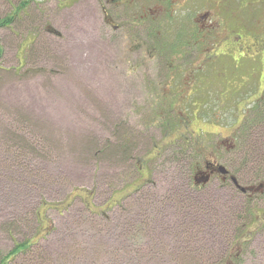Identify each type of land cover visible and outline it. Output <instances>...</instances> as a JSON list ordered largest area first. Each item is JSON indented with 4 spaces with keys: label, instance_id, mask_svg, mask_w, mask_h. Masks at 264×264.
Wrapping results in <instances>:
<instances>
[{
    "label": "rangeland",
    "instance_id": "374dc122",
    "mask_svg": "<svg viewBox=\"0 0 264 264\" xmlns=\"http://www.w3.org/2000/svg\"><path fill=\"white\" fill-rule=\"evenodd\" d=\"M10 16V27L0 26V259L32 242L11 264L197 263L202 246L181 243V215L146 205L174 187L176 172L193 180L192 167L174 157L183 146L167 147L143 176L137 159L153 154L169 112L174 121L190 117L196 132L220 133L227 128L219 122L233 126L237 111L212 97L176 112L156 106L178 42L158 52L163 35L153 50L130 28L115 31L99 0H0V19ZM256 167L240 176L244 186L264 183ZM203 188L216 206L240 204L217 182ZM261 201L251 202L253 221L237 235L234 264H264Z\"/></svg>",
    "mask_w": 264,
    "mask_h": 264
},
{
    "label": "flooded vegetation",
    "instance_id": "af4514ba",
    "mask_svg": "<svg viewBox=\"0 0 264 264\" xmlns=\"http://www.w3.org/2000/svg\"><path fill=\"white\" fill-rule=\"evenodd\" d=\"M99 2L104 22L115 31L130 28L136 39L141 36L152 43L153 50L159 48L156 36L163 35L165 44L158 52L168 48V43L178 42L179 52L171 60L172 74L164 82L165 98L155 103L156 106L176 112L178 108L186 109L197 103L205 105L212 97L213 101L238 113L233 126L219 122L227 128L220 133L196 132L192 130L190 117L176 115L175 128L152 146L153 154L137 160L136 171L143 176L149 171L150 163L164 157L167 147L183 146L174 157L182 163V168L192 167L195 174L192 183L196 188L217 182L235 189L252 203L256 197L262 198L264 205V183L258 187L244 186L240 183L238 168L226 166L247 162L241 156L239 145L243 126L253 108L264 104V0ZM109 8L115 11L114 16ZM173 96L175 103L170 108L168 102ZM240 104L245 108L239 109ZM167 120L164 127L169 125ZM224 142L228 144L222 146ZM221 166L228 174L222 172ZM233 177L240 187L252 188L254 192L241 193L232 182ZM201 178L210 179L209 183L198 185Z\"/></svg>",
    "mask_w": 264,
    "mask_h": 264
},
{
    "label": "trees",
    "instance_id": "16d2710c",
    "mask_svg": "<svg viewBox=\"0 0 264 264\" xmlns=\"http://www.w3.org/2000/svg\"><path fill=\"white\" fill-rule=\"evenodd\" d=\"M24 5L18 8V10H15L16 15L21 10H24ZM14 18L10 16L5 19H0V26L10 27L15 20ZM171 113L169 112V115H167L168 120L166 124L169 125H165V133L175 128V121ZM240 138V153L244 160L247 161L234 164V167L238 168L240 176L251 175L249 166H254V164L257 166L255 169L256 172L254 173L255 176L259 172H264V104L257 105L256 108H253L251 115L244 123ZM252 177L254 178V176ZM173 178L176 180V183ZM173 178L171 179L175 183L174 187L169 188L166 194L158 198L149 197L146 201L149 210L158 206L163 208H169L171 206L179 216L181 215V219L185 220L184 222H179L180 234H182V238L180 239L181 243L187 249L192 245L191 242L199 245V247L200 245L202 246L195 250L196 255L199 257L198 264H234L232 249L238 244L237 235L241 232L239 235L242 238L244 232L241 231L242 228H246L253 221L255 209L251 206V201L247 199L238 200L235 193L239 195V192L233 189L232 192L234 193H231L232 200L234 201L236 199L240 204L237 203V206H234V203L227 205L217 204L216 206L214 200L211 201L206 198L207 195L204 192L200 193L204 188L198 189L193 185L192 180H189L187 172L185 175L184 171H178L174 174ZM178 180H181V182L177 183ZM240 183L243 184L241 180ZM147 185L145 183L138 185L126 197H130L132 194L136 195V193L141 192ZM121 202L119 201L118 203ZM72 203L74 202L72 201ZM72 203L68 204L66 209H69ZM53 205L54 207H59L58 204ZM115 205L117 206L119 204ZM90 211L92 212V210ZM245 215L246 218L244 219ZM32 245V242L15 245L6 257L0 259V264H11L21 254H28Z\"/></svg>",
    "mask_w": 264,
    "mask_h": 264
},
{
    "label": "water",
    "instance_id": "95a60500",
    "mask_svg": "<svg viewBox=\"0 0 264 264\" xmlns=\"http://www.w3.org/2000/svg\"><path fill=\"white\" fill-rule=\"evenodd\" d=\"M221 168V170H222V172L224 173V174H228V171H227V169L226 168H224L223 166H221L220 167ZM209 180L210 179H208V178H201V180H200V182H198V180H197V182H198V185H201V184H203V185H206L207 183H209ZM232 182L234 183V185L237 187V188H239L240 189V191H241V193H248V192H251V193H253L254 192V189H252V188H242V187H240L239 186V184H238V182H237V179L236 178H234L233 177V179H232Z\"/></svg>",
    "mask_w": 264,
    "mask_h": 264
}]
</instances>
